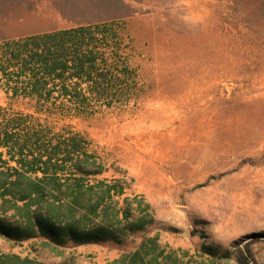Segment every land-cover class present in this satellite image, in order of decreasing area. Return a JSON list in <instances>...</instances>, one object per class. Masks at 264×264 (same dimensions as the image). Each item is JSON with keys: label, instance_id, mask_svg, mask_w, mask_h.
Listing matches in <instances>:
<instances>
[{"label": "rangeland", "instance_id": "rangeland-1", "mask_svg": "<svg viewBox=\"0 0 264 264\" xmlns=\"http://www.w3.org/2000/svg\"><path fill=\"white\" fill-rule=\"evenodd\" d=\"M78 27L94 36L90 75L3 59ZM74 148L100 172L88 184L123 187L118 208L153 223L56 253L0 236V251L47 264H264V0H0V184L22 160Z\"/></svg>", "mask_w": 264, "mask_h": 264}, {"label": "trees", "instance_id": "trees-1", "mask_svg": "<svg viewBox=\"0 0 264 264\" xmlns=\"http://www.w3.org/2000/svg\"><path fill=\"white\" fill-rule=\"evenodd\" d=\"M39 39H51L44 45H38ZM53 40L52 44L51 41ZM21 47H34L25 49L24 53L9 52L3 54L7 64H36L43 76L62 77L72 71L73 76L91 74L96 64L94 36L84 27L59 30L41 36L28 37ZM10 49V43L6 44ZM4 64V63H3ZM25 73V72H24ZM17 73V79L23 76ZM36 79L35 73L32 74ZM30 93H39L38 84L32 83ZM64 95L69 94V89L64 86ZM59 153L49 154L46 160L42 157L36 162H25L20 165L25 172L6 176L0 184V199L3 212L13 210L10 222L0 219V236L22 243L24 241L42 238L43 247L52 252H57L59 247L69 243L76 245L100 244L108 241L120 243L130 234L143 231L153 223L152 218H147L145 209L139 210L140 217L131 220V209L120 210L114 195L124 194V188L116 184H107L97 181L88 184V177L100 172L91 170L90 156L85 159H75L79 152L74 148L63 158ZM56 159V163L53 162ZM86 161V163L84 162ZM65 165H71L70 171L64 173ZM53 167V168H52ZM43 173L42 177L32 179L29 173ZM62 172L63 178L58 173ZM3 172H0L2 175ZM11 198L8 199L7 197ZM130 206V204H129ZM121 212L123 217H120ZM155 243V239H151ZM156 247V246H155ZM206 253L213 254L210 248H204ZM140 251L132 254L136 259ZM0 264H47L30 257H22L14 253L0 251Z\"/></svg>", "mask_w": 264, "mask_h": 264}, {"label": "crops", "instance_id": "crops-1", "mask_svg": "<svg viewBox=\"0 0 264 264\" xmlns=\"http://www.w3.org/2000/svg\"><path fill=\"white\" fill-rule=\"evenodd\" d=\"M101 244V243H100ZM68 245H72L74 247H80V246H89V245H98V244H83V245H76V244H73V243H69ZM67 245V246H68Z\"/></svg>", "mask_w": 264, "mask_h": 264}]
</instances>
